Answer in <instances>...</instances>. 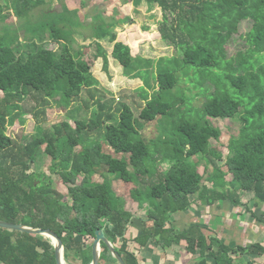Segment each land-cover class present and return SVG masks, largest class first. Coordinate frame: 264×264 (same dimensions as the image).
Instances as JSON below:
<instances>
[{
	"label": "trees",
	"instance_id": "1",
	"mask_svg": "<svg viewBox=\"0 0 264 264\" xmlns=\"http://www.w3.org/2000/svg\"><path fill=\"white\" fill-rule=\"evenodd\" d=\"M144 2L157 4L163 10V40L183 51L185 66L225 70L224 80L233 90L229 91L225 82L216 83L215 97L203 109L213 118L239 117L242 128L238 137L229 142L226 169L217 168L214 175L201 174L189 160L211 154L221 158L211 148V140L221 137L219 129L208 121L183 122L178 129L180 140L166 143L169 147L163 146L162 155L152 162L148 159L149 146L128 105L122 107L119 119L106 115L102 106L92 119L76 120L75 126L62 122L46 133L38 126L31 140L21 143L7 135V128L10 122L27 114L23 104L31 96L43 101L60 96L69 104L85 89L99 87L100 81L92 72V65L81 58L84 48L76 55L66 44L58 56L41 47L25 56L20 46H10L0 38V221L54 231L64 243L67 261L72 256L77 259L78 254L82 264H91L93 244L87 243H93L96 232L105 229L126 264H138L128 246L129 227L136 220L142 224L137 242L143 247L159 237L169 243L168 234L174 230H167L166 226L171 218L189 212L197 204L211 207L229 203L233 208H245L264 232V64L257 68L255 58L264 54V0H134V5L139 7ZM39 4L41 1L35 5ZM246 20L254 22L245 36L249 48L246 54L239 52L232 63L226 55L227 44L237 33L238 25ZM115 24L103 19L90 26V38L97 40L96 58L104 60V70L109 72L108 53L100 44L109 38L110 43H115L112 57L124 68V75L143 78L146 68L142 64L151 66L154 61L133 58L130 47L117 42L118 36L110 31ZM48 33L52 39L68 43L54 28ZM172 58H161L159 62ZM230 68H235V73H230ZM240 71L244 73L235 75ZM153 83L150 87H154L155 94L146 100L139 116L147 122L171 113L172 105L164 101L162 94L174 89L179 80L172 70L159 69ZM102 130L105 143L125 158L107 153L104 138L93 137ZM42 153L50 158L51 170L61 177L66 195L54 187L48 175L34 171ZM163 164L169 168L160 173L158 166ZM103 171L110 177H104L101 184L87 185L91 175ZM80 177L83 181L78 184ZM143 211L145 216L141 215ZM181 240L187 242L188 252H200V264H209V259L214 264H235L232 254L264 255L261 243L232 248L219 238L209 239L197 225L180 233L174 242ZM0 264L57 261L50 239L0 229ZM101 264H116L104 243Z\"/></svg>",
	"mask_w": 264,
	"mask_h": 264
},
{
	"label": "rangeland",
	"instance_id": "2",
	"mask_svg": "<svg viewBox=\"0 0 264 264\" xmlns=\"http://www.w3.org/2000/svg\"><path fill=\"white\" fill-rule=\"evenodd\" d=\"M37 1H41L42 4L35 5ZM126 1L128 0H0V38H3L8 45L13 47L20 46L22 55L25 56L41 47L55 51L58 56L62 55L66 44L70 47L71 52L76 55L84 48L85 51L81 58L92 65V72L100 81L99 87L90 90L85 89L79 97L74 98L69 104L61 100L60 96L54 100L46 101H43L38 96H31L23 104L27 114L8 124L7 135L21 143H27L31 140L32 135L38 132V126L42 128V133L48 132L54 125L62 122L75 126L76 120L86 121L92 119L102 110V106L106 115L113 114L117 117L122 107L128 105L135 114L137 128L141 137L149 146L150 156L148 159L152 162L155 158H159V155H162L163 146L169 147L166 143L180 140L178 129L183 122L201 123L208 121L211 126L219 129L221 137L219 140H211V148L221 158L211 154L206 157L197 155L189 160V163L196 165L201 174L214 175L217 168L224 167L225 161L230 155L229 142L232 138L238 137L242 128V122L239 117L234 119L213 118L207 116L203 109L204 104L215 97L217 92L216 83L225 82L227 89L229 91L233 90L228 80H224L227 76L225 70H221L220 67L201 70L185 66L182 61L183 51L180 48L176 47V45H172V48H170L167 47L170 46L169 43L165 42L166 46L165 43L159 40L155 41L157 29L161 30L163 21L155 26L151 24L147 16L146 18L143 15L140 19L136 15L138 22L135 24H137V27H141V30L148 33L149 36H142L141 38L132 36L130 38L132 41H138V43L133 42L136 43L135 53L137 57H133L132 50L131 55L135 59H144L146 57V60L154 59L157 61H154L151 66L142 64V68L144 66L146 68L142 72L143 78L126 77L124 68L110 55L111 52L113 54L115 43H110L109 38H107L100 41L109 58V72H106L104 70V60L96 58L98 54L97 42L90 40L93 35V27H90V20L95 18L97 22H103L104 19V22L108 23L110 20L119 18L122 15L120 9H125L132 5V0H129L128 2L130 3L126 7ZM153 5L154 7H159L157 4ZM113 9L115 10L113 11ZM125 12L128 14L131 10L126 9ZM161 19L163 20V16H161ZM130 24L132 25V23ZM253 26L254 22L252 20L242 21L238 25L237 33L227 44L226 55L228 59H231L230 62H234L239 52L247 53L249 43L245 36L250 33ZM52 28L55 31H59L68 43L52 39L50 33H48ZM134 34L138 37L136 33ZM117 42H119L118 37ZM167 57L174 58L171 61L166 59L165 62H159V58ZM255 58L259 63L256 64L257 68L264 64V54H257ZM253 59L251 58L250 60ZM234 65L237 67L236 64ZM159 69H170L175 72L179 83L174 89L166 90L162 94L164 101L172 105L171 113L147 122L140 119L139 116L142 109L146 106V100L151 99L155 94L154 87L151 88L150 84H154L153 80L156 78ZM229 72L235 73V68H230ZM241 73L244 72L240 71L235 75H240ZM232 95L235 98L237 97L235 94ZM0 96H3L1 92ZM103 133L104 130L96 132L93 137L103 140ZM103 142L107 153L117 158L126 157V155L117 153L105 143V138ZM219 159H222V161ZM168 168L169 165L167 164L159 165L158 171L162 173ZM224 169L226 168L224 167ZM34 171L48 175L53 179L54 187L66 195L67 188L61 184V177L51 170V160L45 153L40 154ZM104 177H110L106 171L93 174L89 177L87 185L101 184L104 182ZM82 181L83 177H80L77 183L81 184ZM207 184L210 185L209 183ZM261 208L258 212H260ZM222 209L233 210L234 208L229 203H226L222 206ZM238 210L240 211L239 214H235L236 212L231 214L223 212L218 215L225 218L227 222L232 218L233 221L239 224L241 221L244 222L243 219L246 217L243 215L245 208ZM206 213L207 222L213 221L211 215L215 213L210 212L209 209ZM141 215L145 216V211ZM240 216H244V218ZM237 227L228 229L239 233L246 231V234L256 235L261 232V226L257 223H254L253 226L243 225L244 228ZM77 256L76 261L80 263V256L78 254ZM116 264H118L117 261Z\"/></svg>",
	"mask_w": 264,
	"mask_h": 264
},
{
	"label": "crops",
	"instance_id": "3",
	"mask_svg": "<svg viewBox=\"0 0 264 264\" xmlns=\"http://www.w3.org/2000/svg\"><path fill=\"white\" fill-rule=\"evenodd\" d=\"M129 3L126 4V7L129 5ZM126 9L131 10V12L126 14L125 12ZM114 10L115 9H113V11ZM120 10L122 11V15L119 18L110 20L108 22V23H112V22L116 23L115 26H113L110 29V31H112V33L118 36L119 42H123L131 48L132 55L133 57L136 58L137 57L135 53L136 43L133 42L138 43V41L136 40L132 41L130 38L132 36H134V38L149 36L148 33L143 32L141 30V27H137V24H135L136 22H138V19H136V15L140 19L143 15H145V17L147 16L151 24L157 26V23L160 24L161 21H164V12L160 7H154V5H149L146 2L142 3V5L139 8H137L134 5V0H132V5L130 7H127L125 9L121 8ZM161 16H163V20L161 19ZM94 21L95 18H91L90 26H92ZM130 23H132V25ZM134 33H136L138 37H136ZM90 40L97 41L95 38H90ZM158 40L161 41L162 43H165L159 28L157 29V35H155V41ZM90 42L92 43V41ZM167 47L172 48L171 46H167ZM110 55H112V52L110 53ZM144 59H146V57H144ZM160 59L161 58H159V60ZM150 60L157 61L154 59H150ZM225 204L226 203H218L211 207L194 205L189 212H186L184 214L174 215L171 218L170 223L166 226L167 230H172V229L174 230V233L168 234L169 236L167 238L169 243H167L165 239L159 237L156 241H152L146 247H143L141 244L137 242V238L141 235L142 224L138 220H136L135 224H132V226H130L128 230L127 240H128L129 249L135 254L138 260V264H200V262L202 261V257L199 251L194 254L188 252L187 250L188 244L185 240L174 242L176 236H178L180 233L184 232L185 230L195 225L201 227L203 230V234L207 236L209 239L213 237L219 238L225 244L229 245L232 248L233 247L235 248L236 246L248 247L249 245H252L254 243H261L264 246V232L262 231L260 232V234L256 235L251 233L246 234V231H243V233H239L235 230L232 231L228 229V228L231 229L238 228L237 226L243 227V225L253 226V224L256 222L253 220L251 215L246 214L245 211L243 212V215H245L247 219L244 218V216H240L241 218H244L243 219L244 222L241 221L238 224L235 221H233L232 218H230L229 221L227 222L225 218L220 217L218 214L220 213L222 214L223 212L227 214L236 212L235 214H239L240 211L237 208H234L233 210H223L222 206H224ZM262 208L264 209V206ZM208 209L210 210V212H214L215 214L211 215L213 221L207 222L206 212L208 211ZM172 240L173 242H171ZM90 244L93 243L88 242L87 246H89ZM120 244L121 243H119L117 248H120L121 246ZM232 255L235 264H249V263L264 264V255L260 257H256L254 255H249V254L246 255L232 254ZM212 262L214 264L213 260L211 259L208 260L209 264H212ZM66 263L82 264V261L78 263L76 259L72 256L70 261L66 260Z\"/></svg>",
	"mask_w": 264,
	"mask_h": 264
},
{
	"label": "water",
	"instance_id": "4",
	"mask_svg": "<svg viewBox=\"0 0 264 264\" xmlns=\"http://www.w3.org/2000/svg\"><path fill=\"white\" fill-rule=\"evenodd\" d=\"M0 229H8L11 231L28 233L50 239L55 250L57 264H67L65 260L64 243L54 231L32 228L22 224L9 223L5 221H0ZM102 243L107 245L112 257L118 262V264H126L122 255L117 251L114 244L106 236L105 229H100L96 232V238L93 241V260L91 264H101Z\"/></svg>",
	"mask_w": 264,
	"mask_h": 264
}]
</instances>
